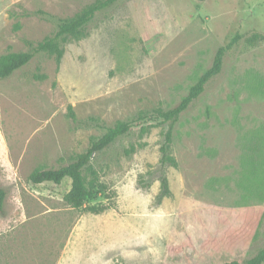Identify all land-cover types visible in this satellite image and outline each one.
<instances>
[{
    "label": "rangeland",
    "instance_id": "obj_1",
    "mask_svg": "<svg viewBox=\"0 0 264 264\" xmlns=\"http://www.w3.org/2000/svg\"><path fill=\"white\" fill-rule=\"evenodd\" d=\"M95 1L0 0V56L27 51V42L54 34L58 18ZM261 35L264 0H116L95 13L84 36L66 39L58 67L54 55L35 52L0 78V264L253 256L264 245ZM219 48V72L174 124L168 152L176 166L162 164L169 122L149 116L175 107ZM137 118L141 125L90 158L107 189L88 204L102 211L68 205V177L30 180L35 170L71 162L117 121Z\"/></svg>",
    "mask_w": 264,
    "mask_h": 264
},
{
    "label": "trees",
    "instance_id": "obj_2",
    "mask_svg": "<svg viewBox=\"0 0 264 264\" xmlns=\"http://www.w3.org/2000/svg\"><path fill=\"white\" fill-rule=\"evenodd\" d=\"M116 0H97L86 6L80 13L71 18H61L56 21V30L52 36L33 44L27 42L29 49L22 52H11L0 56V78L8 77L14 70L28 63L34 56L35 52H46L54 55L57 67L60 64L63 55V43L71 36L79 38L85 35V26L93 18L95 13L102 10ZM43 13V12H41ZM45 15H48L47 13ZM49 16V15H48ZM16 27H19L17 25ZM259 36L255 34L254 37ZM264 37L263 35H261ZM260 37V36H259ZM223 49L219 48L215 54L212 66L193 84L187 95L173 108L168 110H157L149 119L158 123L169 122L168 129L165 133L164 142L160 147L161 163H171L176 166V160L169 154L168 149L172 141V131L179 114L185 110L191 101L195 99L203 90L205 82L214 74L219 72L222 64ZM43 76H39L41 78ZM68 113L71 119L76 120L75 114L68 106ZM135 125H141L139 119L133 121H117L113 126L109 127L106 132L98 139L91 142L84 152L76 155V157L66 165L59 168L38 169L30 174V180L33 183H42L50 181L59 184L64 177L70 179V188L63 195V200L74 208L85 207L92 212H100L104 206L90 205L88 202L96 196L106 191L107 186L98 180L96 170L90 165V158L93 153H97L108 145H110L117 137L126 134ZM143 129V128H142ZM134 150L131 146L126 153ZM86 169L90 175L89 180L83 175L82 171ZM162 193L169 192L166 177L160 179ZM5 190L0 187V211L3 208L5 199ZM220 264H264V245L250 258L239 260H228Z\"/></svg>",
    "mask_w": 264,
    "mask_h": 264
}]
</instances>
